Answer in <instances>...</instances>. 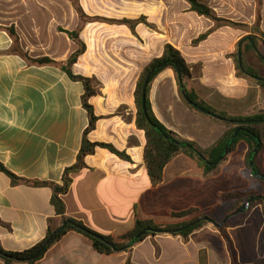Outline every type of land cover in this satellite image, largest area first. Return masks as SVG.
Returning <instances> with one entry per match:
<instances>
[{
  "label": "crops",
  "instance_id": "obj_1",
  "mask_svg": "<svg viewBox=\"0 0 264 264\" xmlns=\"http://www.w3.org/2000/svg\"><path fill=\"white\" fill-rule=\"evenodd\" d=\"M203 1L217 17L248 26L249 31L224 26L194 45L215 24L191 11L185 0H0V163L21 179L62 184L65 169L77 162L89 126L82 104L84 85L59 67L35 65L28 59L68 61L79 46L67 32L81 27L79 38L86 51L73 66L77 76L96 81L105 77L103 70L93 74L84 64L94 45L119 46L112 52L119 60L128 55V46L137 45V52L139 46L143 54L147 44L152 53L150 63L170 44L181 52L190 68L189 87L210 106L232 116L264 113V88L239 78L234 62V51L237 46L238 52L241 41L251 36L261 39L251 31L257 22L258 0ZM261 3L260 30L264 33V0ZM79 9L88 18L138 21L135 33L122 23L84 22ZM10 30L15 31L18 43ZM104 32L107 34L101 35ZM102 53L106 55L104 50ZM146 66L138 73L134 71L132 86L118 74L120 86L116 82L101 89V94L99 89L90 99L99 120L89 140L111 144L131 161L103 148L87 156V167L74 176L64 196L66 216L112 237L131 231L137 218L174 224L207 215L209 224L188 241L166 234L147 237L130 255L100 254L89 239L69 232L37 264H125L129 256L132 264H201L202 257L206 264H232L226 241L212 219L218 221L225 208L237 202H225L224 195L261 188L259 178L243 166L249 148L241 142L230 154V164H234L218 167L208 176L195 160L177 155L166 166L163 181L153 185L144 159L145 133L136 127L135 91ZM118 89L124 92L121 99L106 96ZM150 100L157 118L169 130L202 149L212 147L227 131L220 122L192 111L184 103L172 69L164 70L154 81ZM120 107L126 109L129 121L116 113ZM257 165L264 172V152L258 155ZM52 194L48 187L14 185L0 172V244L5 251L27 250L43 241L50 228L64 226L51 203ZM190 209L197 212L184 219L173 217V213ZM226 230L239 264H264L262 205L253 206L242 223ZM0 264H4L1 258Z\"/></svg>",
  "mask_w": 264,
  "mask_h": 264
},
{
  "label": "trees",
  "instance_id": "obj_2",
  "mask_svg": "<svg viewBox=\"0 0 264 264\" xmlns=\"http://www.w3.org/2000/svg\"><path fill=\"white\" fill-rule=\"evenodd\" d=\"M185 1L190 4L191 11L195 12L199 16H203L211 20L215 24L211 30L200 35V37L193 42L194 45H198L202 41L206 40L208 36L214 31L224 26L240 29L243 31H249L248 26L217 17L213 9H211V7L203 0ZM261 6V0H258L257 22L256 25L251 29L252 33L260 35L261 39L259 40L255 36H251L252 41H249L248 38H245L241 48L242 66L239 65L238 52L234 54V62L237 76L239 78L253 81L264 88V33L260 30ZM79 10L82 21L84 22L97 21L109 24L122 23L128 25L133 33H135V28L138 24V21L130 20L118 22L102 18H88L84 15L81 9ZM144 23L150 26L145 19ZM81 29L82 27L76 32H67L70 38L79 46L78 51H76L68 61L64 63H58L49 58H42L38 60H30L27 58L30 63L35 65H52L59 67L73 81L81 82L84 85L85 93L82 96V104L88 113L89 126L84 132L77 162L73 166L65 169L62 184L21 179L9 172L6 167L0 163V172L8 175L12 179L14 185L25 184L34 187L50 188L53 192L51 203L55 208L56 214L62 218L64 226L56 230L50 228L47 237L43 241L21 252L5 251L0 244V258L4 261V264H37L41 259L44 258L50 248L69 232H77L89 239L94 250L100 254L113 255L120 252H126L130 255L132 249L147 237L166 234L171 236H181L185 241H188L193 233L199 231L204 226L209 224V222L204 219L207 217V215L174 224H157L152 220H141L137 218L135 226L131 231L119 237H112L100 235L88 229L82 222L66 216L64 196L69 192L74 176L87 167L85 162L87 156L95 154L97 148H103L109 150L111 153L123 160L131 161V158L125 152L119 151L113 145L105 143H93L88 138L89 134L95 130L96 124L99 120V117H97L95 114L94 107L90 104V99L98 94V90L94 85L93 79L84 76H77L73 73V66L77 63L79 57L86 51V45L79 38ZM10 34L15 39V42L18 43V38L15 34V31L10 30ZM16 52L24 55L20 49H17ZM166 69H172L175 72L182 99L192 111L202 116L212 118L227 128V131L224 133V135L212 147L208 149H202L197 143L181 138L175 132L169 130L157 118L150 100L151 89L154 81ZM150 73H152V76L146 89V102L144 104L142 100L143 87L146 77ZM179 76L182 78L183 88L180 86ZM191 79L192 73L181 52L172 45L167 44L164 47L163 55L160 58L152 60L145 67L137 82L135 91V103L137 108L136 127L138 130H141L145 133L146 147L144 159L148 175L153 185L156 186L163 181L166 166L177 155L184 154L195 160L199 168L203 171V174L208 176L221 165L228 155L237 149L241 142L246 143L249 147L246 156V165L250 170L249 162L254 150L257 148L258 140L259 148L253 157V164L255 168L252 171V175L254 177H256L255 175L262 176L258 179L261 184V188L259 190H248L244 192L226 194L222 199L225 202L237 201L233 208L228 211L226 216H232L233 213L242 205H244L249 199L257 196H262V198L253 202L251 207L242 214V217H244L253 206L262 205L264 209V172L257 165L258 155L264 151V113L243 117L232 116L226 112L219 111L206 103L202 98H200L193 88L189 87ZM182 91L185 95L182 94ZM202 109L208 111L209 115L203 113L201 111ZM238 130L239 133L231 143L233 136ZM225 150H227V153L224 159L218 162L220 156L225 152ZM196 212V209H190L173 213V217L175 219H184L195 214ZM212 220L214 223H217V220ZM240 223H242V219L235 222L234 217H231L223 227L219 228V231L224 237L228 246L232 264H239L238 257L233 241L228 235L226 229L233 227L234 225H239ZM1 224L2 222L0 220V225ZM141 233L143 234L133 243L136 236ZM125 264H132L130 256L128 257ZM201 264H206L205 258L203 257Z\"/></svg>",
  "mask_w": 264,
  "mask_h": 264
},
{
  "label": "rangeland",
  "instance_id": "obj_3",
  "mask_svg": "<svg viewBox=\"0 0 264 264\" xmlns=\"http://www.w3.org/2000/svg\"><path fill=\"white\" fill-rule=\"evenodd\" d=\"M104 34H107V33L106 32L101 33V35H103V36H104ZM118 48H119V46L118 47H116L115 45L111 46V44H109V43H103V45L102 44L101 45H94L91 47L90 55L88 54L87 60L84 61V64L88 66L90 73L97 74L98 71L103 70L102 76H105V77H99L100 81H96L94 79V85L96 86V88H98L97 90L100 89V94L102 92L101 89L107 88L109 86H115L116 82H119V86H120V83L122 84V82L119 81L120 78H118V74L122 75L123 81H126V80L131 81L130 86H132V83L134 81V71H135V73L136 72L138 73L143 66H146L149 63V60L152 57V53L150 52V48L147 44L144 47L145 50L143 51V54H142V51H140V47L138 46V52H137V45H134V46H128L127 52H126V53H128V55L124 54V56L122 58L117 60V59L113 58L112 52H115V49L118 51ZM102 50H104L106 55H104L102 53ZM234 52L235 53L237 52V46H236V50ZM263 52H264V50H263ZM100 53H102V55H100ZM82 65H83V63H82ZM194 72L197 73L196 70ZM111 74L113 77L110 76ZM124 74H125V76H124ZM250 82H252L253 84H256L253 81H250ZM256 85H258V84H256ZM258 86H260V85H258ZM261 89H263V88L261 87ZM263 92H264V89H263ZM263 92L261 93V96L264 97ZM123 93L124 92H122V91L120 92V90L118 89L117 92L109 93L106 96H108V98H110V99H112V98L121 99V97L123 96ZM126 112L127 111H126V109H124V107H120L116 111V113L118 115L123 116L124 119H126V121H129L128 117L125 116ZM262 152H264V151H262ZM229 158H230V155H228L227 158L221 163L219 168L220 167L222 168V166H223V168H226L228 166L230 167L231 165H233L234 163L230 164L231 161H229ZM228 164H230V165H228ZM243 166L247 171H249V169L246 165V160L243 162ZM220 172H221V169H219L218 173H220ZM232 208L233 207L225 208L224 214L222 215L221 218H219V220L217 221V224L221 223V222H223V220H225V218L227 217L226 214ZM242 214L243 213L233 215L232 217H234V221L236 222V221H239L240 219H242L243 218ZM208 216L211 217V214H208Z\"/></svg>",
  "mask_w": 264,
  "mask_h": 264
},
{
  "label": "water",
  "instance_id": "obj_4",
  "mask_svg": "<svg viewBox=\"0 0 264 264\" xmlns=\"http://www.w3.org/2000/svg\"><path fill=\"white\" fill-rule=\"evenodd\" d=\"M249 40L252 41V38H249ZM242 43H243V41H241V42L239 43V46H238V61H239V65H240V66H242V55H241ZM160 67H161V66H160ZM152 73H153V72H152ZM152 73L148 74V76L146 77V80H145V82H144L143 96H142V100H143V103H144V104H145V102H146V89H147V86H148L149 80H150V78H151V76H152ZM179 83H180L181 88H183V81H182V78H181L180 76H179ZM182 94L185 95L183 91H182ZM186 100L188 101L187 98H186ZM201 111H202L203 113L209 115L208 111H206V110H204V109H202ZM238 133H239V130H238V131L235 133V135L233 136V138H232V140H231V143L234 141V139L236 138V136H237ZM258 148H259V141L257 140V148L254 150V152H253V154H252V156H251L250 162H249V166H250L251 171H253L254 168H255V167H254V164H253V157H254V155L257 153ZM226 153H227V150H225V152L220 156L218 162L224 159ZM255 176H256L257 178H261V177H262V176H260V175H255ZM260 198H262V196L252 197V198L249 199L244 205H242L240 208H238V209L233 213V215H237V214H240V213H244V212H246V211L250 208V206L252 205V203L255 202V201H257V200L260 199ZM233 215H232V216H233ZM230 217H231V216H227V217L225 218V220H224L222 223L217 224V227H218V228L223 227V226L226 224V222L228 221V219H229ZM204 219H205L206 221H209V220H210L208 217H205ZM142 234H143V233L137 235L136 238H135V240L133 241V243H134L136 240H138L139 237H140Z\"/></svg>",
  "mask_w": 264,
  "mask_h": 264
}]
</instances>
